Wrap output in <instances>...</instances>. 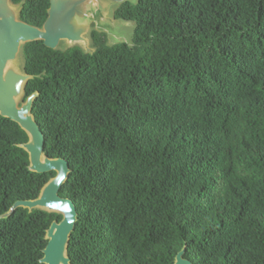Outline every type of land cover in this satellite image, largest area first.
<instances>
[{
    "label": "trees",
    "instance_id": "trees-1",
    "mask_svg": "<svg viewBox=\"0 0 264 264\" xmlns=\"http://www.w3.org/2000/svg\"><path fill=\"white\" fill-rule=\"evenodd\" d=\"M41 28L49 0H10ZM131 44L91 53L24 44L43 154L66 161L70 264H264V0H136L113 11ZM26 134L0 117V216L54 173L29 172ZM61 216L0 219V264H40Z\"/></svg>",
    "mask_w": 264,
    "mask_h": 264
},
{
    "label": "water",
    "instance_id": "water-1",
    "mask_svg": "<svg viewBox=\"0 0 264 264\" xmlns=\"http://www.w3.org/2000/svg\"><path fill=\"white\" fill-rule=\"evenodd\" d=\"M126 1L49 0L47 17L41 28H37L19 20L20 6L13 5L10 0H0V117L15 123L26 134L27 142L19 145V148L27 154V170L36 174H55L41 188L36 199L15 202L0 219L9 217L18 208L61 216L59 222L53 221L45 231L46 245L42 250L40 264H70L66 248L76 212L69 199L58 195L69 173L66 161L60 158L49 159L42 152L43 136L31 115L37 93L23 100L24 86L31 77L22 70L20 49L26 43L41 41L52 50L77 46L85 53H91L93 49L90 48V40L86 38L90 29L102 33V27H113L115 19L110 8ZM183 254L184 246L176 253L172 264H191L182 257Z\"/></svg>",
    "mask_w": 264,
    "mask_h": 264
},
{
    "label": "rangeland",
    "instance_id": "rangeland-1",
    "mask_svg": "<svg viewBox=\"0 0 264 264\" xmlns=\"http://www.w3.org/2000/svg\"><path fill=\"white\" fill-rule=\"evenodd\" d=\"M128 1L133 4L135 3L136 0H128ZM115 8H116L115 6H112L110 8V13L113 12ZM132 32H133V23L131 22H123V21L115 20V25L113 27L111 26L102 27V33L106 36L107 45H111L117 42H125L127 44H131ZM86 38L89 40L88 34L86 35ZM62 48L63 49L65 48V44H63Z\"/></svg>",
    "mask_w": 264,
    "mask_h": 264
}]
</instances>
